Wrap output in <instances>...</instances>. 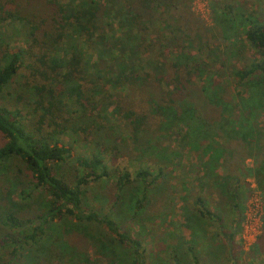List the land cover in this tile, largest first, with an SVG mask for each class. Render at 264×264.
I'll return each instance as SVG.
<instances>
[{
    "label": "trees",
    "instance_id": "trees-1",
    "mask_svg": "<svg viewBox=\"0 0 264 264\" xmlns=\"http://www.w3.org/2000/svg\"><path fill=\"white\" fill-rule=\"evenodd\" d=\"M191 2L0 0V264H146L140 247L155 217L145 209L170 192L175 133L194 154L196 186L213 190L169 221L189 230L169 263L205 262L203 244L232 258L225 227L247 189L229 144L264 147V12L210 0L206 25ZM221 75L241 89L229 94ZM107 155L157 172L149 184L145 169L118 173L114 197L95 204L88 186L111 177Z\"/></svg>",
    "mask_w": 264,
    "mask_h": 264
},
{
    "label": "rangeland",
    "instance_id": "rangeland-1",
    "mask_svg": "<svg viewBox=\"0 0 264 264\" xmlns=\"http://www.w3.org/2000/svg\"><path fill=\"white\" fill-rule=\"evenodd\" d=\"M240 1L246 3L245 5L248 11L256 10L255 13L264 12V0ZM209 5L210 0H192L191 2L194 14L206 25L212 24ZM8 27L9 26H6V31L11 32ZM22 40V36H15L11 42L12 45H21L22 47L25 46ZM89 52H92V50L89 49ZM251 53V48L247 46L244 54L248 57ZM230 70H232L230 67H226V69L223 68L221 71L226 74ZM216 79L217 82H224L226 84L228 93L231 95L241 89L227 76L221 75L220 77L215 78V80ZM260 114L261 115L257 117L259 128L264 126V112H261ZM2 142L3 138L0 134V144ZM262 144H264V142L260 141V145ZM170 145L172 150H178L180 156L173 159L174 164L172 168L171 166L168 167L169 169H172V176H170V183L172 186L169 188L170 192L160 197L159 194L162 191L159 190L155 198L147 203L145 209L146 213H151V215L155 217L153 223L150 224L146 230V233L150 231L152 235L147 236L145 233L142 235V237L146 235L145 238L142 239L140 247L145 256L146 264H170L169 261H171V258L169 254L173 251L171 243L188 239L189 230L186 228L177 229V227L175 228L171 225L167 226L169 221L176 223L184 221L182 214L183 207H185V205L193 206L195 198L200 196L207 197L208 191L213 190L211 184H209V186L206 184V188L208 189L204 188L203 190H201L198 185L196 186L199 182L200 174H193L196 171L194 154L189 153L186 147L180 145L176 133L171 137ZM229 147L235 150L234 155L229 160L230 163L234 165L237 164L238 159L242 160L243 164H239L241 170L244 169L243 173H245L242 175V187L247 189L241 202V208L238 215H235V218H231V220L228 219L227 226L225 227L226 233H224V235L226 239L234 230L230 254L232 258L229 259L226 255L215 258L211 253L206 252L207 248H205V244H203L199 248L201 249V256L204 260L206 259V261H200V264H264V147L261 146L250 149L246 144L241 145L237 140H232ZM76 152H83L82 147L78 144H75L72 147V153ZM106 159L112 172L111 177L100 181V183L90 182V186H88V188L90 187L88 190L89 193L94 190L99 192V194L91 197L94 198L95 204L106 203L108 197L110 199L114 197L115 190L113 181L116 179L118 173L126 171L134 177L137 171L145 169L151 173L146 178L147 184H149L157 172V166L151 163L133 161L124 156L112 158L107 155ZM61 169L64 171L63 165ZM68 169L69 168H66V170ZM221 171L222 170H220V172ZM202 181L204 183H206V181L209 182L207 178H204ZM5 185V179L3 178V175H1L0 198ZM16 196L17 194L13 195V197ZM210 197L214 198L215 195H211ZM210 222H212L213 225L217 222L215 216L212 217ZM136 230V228H133V230L130 231L131 234H134ZM168 230H173L174 235H167ZM211 232L212 237H215V233H218L215 229L211 230ZM93 250L94 248L92 245L88 244V252L93 255Z\"/></svg>",
    "mask_w": 264,
    "mask_h": 264
}]
</instances>
